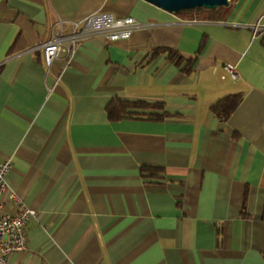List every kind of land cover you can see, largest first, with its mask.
I'll return each mask as SVG.
<instances>
[{"label": "crops", "instance_id": "obj_1", "mask_svg": "<svg viewBox=\"0 0 264 264\" xmlns=\"http://www.w3.org/2000/svg\"><path fill=\"white\" fill-rule=\"evenodd\" d=\"M230 4L208 20L141 0H0V161L38 212L9 264H264V34L251 27L264 0ZM96 11L141 25L83 35L48 67L38 45ZM204 41L191 74L153 56L192 57ZM235 92L223 119L211 105ZM115 97L162 101L166 117L111 120Z\"/></svg>", "mask_w": 264, "mask_h": 264}, {"label": "built area", "instance_id": "obj_2", "mask_svg": "<svg viewBox=\"0 0 264 264\" xmlns=\"http://www.w3.org/2000/svg\"><path fill=\"white\" fill-rule=\"evenodd\" d=\"M141 25L134 15L116 16L109 12H93L81 20L73 22V31L69 34L56 33L54 38L38 45L43 51L45 63L50 67L63 52L72 55L81 36L98 33L108 40H116L130 36ZM253 35L264 34V13L251 24ZM224 70L233 78L238 77L237 66L234 63H224ZM12 160L0 161V264H9L11 256L27 247L26 224L32 216H37V210L29 207L9 186V173ZM13 200L18 210L14 213L5 210L7 200Z\"/></svg>", "mask_w": 264, "mask_h": 264}, {"label": "trees", "instance_id": "obj_3", "mask_svg": "<svg viewBox=\"0 0 264 264\" xmlns=\"http://www.w3.org/2000/svg\"><path fill=\"white\" fill-rule=\"evenodd\" d=\"M232 7L229 5H221L215 8L208 7H192L181 9L177 13L188 19H208V20H227L231 13ZM205 46V41L192 57H186L179 50L168 47L155 48L153 56L159 53H166V57L179 66L186 74H191L194 71V65L197 57L201 54ZM244 94L242 92L230 93L218 99L211 105V109L223 119H228L239 104L243 100ZM134 109L141 110L135 111ZM165 109V103L162 101H150L145 99H124L115 97L111 100L107 107L108 115L111 120H121L124 118H147L152 120H163L166 115L162 113ZM156 111V112H148ZM143 175L150 176H164L163 166H148L141 167ZM247 198V193L245 195Z\"/></svg>", "mask_w": 264, "mask_h": 264}, {"label": "water", "instance_id": "obj_4", "mask_svg": "<svg viewBox=\"0 0 264 264\" xmlns=\"http://www.w3.org/2000/svg\"><path fill=\"white\" fill-rule=\"evenodd\" d=\"M232 0H141L146 9H153L154 6L163 8L170 12H178L181 9L192 7L215 8L221 5H229Z\"/></svg>", "mask_w": 264, "mask_h": 264}]
</instances>
